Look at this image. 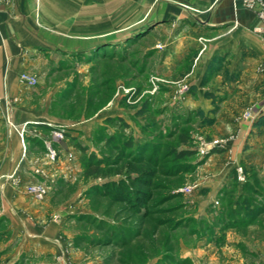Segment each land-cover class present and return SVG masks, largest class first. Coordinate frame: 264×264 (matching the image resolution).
<instances>
[{
    "label": "crops",
    "instance_id": "crops-1",
    "mask_svg": "<svg viewBox=\"0 0 264 264\" xmlns=\"http://www.w3.org/2000/svg\"><path fill=\"white\" fill-rule=\"evenodd\" d=\"M258 13L232 0H0V264H106L91 256L99 246L79 240L93 229L78 218L109 220L90 208L87 192L103 181L84 178L81 159L100 158L104 143L93 133L108 129L109 118L126 122L134 141L149 139L141 131L147 115L140 114L147 96L159 110L148 116L163 131L175 115L186 120L178 127L189 129L196 151L198 137L226 140L206 157L197 153L185 175L193 187L181 192L185 216L208 226L197 241L178 237L171 256L186 264H264V210L236 221L224 206L230 195L232 206L244 197L264 204V23ZM125 47L134 71L126 83H138L134 93L117 92L85 120L68 118L61 111L69 86L62 75ZM23 73L37 79L36 87L19 82ZM152 79L157 89L149 94ZM182 80L188 93L172 105L174 83ZM248 109L256 115L250 122L243 119ZM60 129L65 146L53 148L75 158L50 163L45 142ZM38 183L48 187L41 201L26 192ZM216 217L224 221L213 225ZM162 259L151 255L143 264Z\"/></svg>",
    "mask_w": 264,
    "mask_h": 264
},
{
    "label": "trees",
    "instance_id": "trees-1",
    "mask_svg": "<svg viewBox=\"0 0 264 264\" xmlns=\"http://www.w3.org/2000/svg\"><path fill=\"white\" fill-rule=\"evenodd\" d=\"M124 52V53H123ZM123 54L120 60H126V47L123 49ZM113 52L110 54H103L101 56H94L98 59H114ZM111 90V89H110ZM108 90V91H110ZM138 93L141 89H137ZM91 93V95H102L100 93ZM107 94V93H106ZM109 93L106 95L109 99ZM147 96L144 98L140 114L147 115V123L141 127V131L145 136L150 137L146 141L136 142L131 136H128L120 129L126 128L127 125L120 118H109L106 120L108 127L117 128L118 131L108 135L104 142V147L101 149L100 158L95 155L83 156V176L84 178H104L106 179V171L119 166L122 161L127 162L126 165V185L124 181L113 182L111 180L103 182L101 185L95 186L88 190L87 194L95 199L109 198L111 202H125L135 211L138 215L140 228L130 229L131 227H125L123 223H115L117 218L108 220L99 219L92 216H81L77 221L84 222L85 226H90L93 229V235L82 234L79 240L88 242L90 245L99 247L113 246L116 249L126 248L132 250V253L126 255V261L122 259L119 254L117 260L118 264H143L149 257L148 250L152 252L151 255H159L162 253L163 259L160 264H186V260H175L171 256L170 252L174 250V244H176L178 237H186V235H195L197 240L204 236L206 225L203 220L197 222L191 217H186V205L183 202V194L174 187H169L160 181V177L165 179L177 180L181 179L187 173L191 172L195 164L193 161L197 156V151L194 148L193 139L189 133V129L185 128L187 125L186 120L178 116L172 117V125L165 129V132L160 128L154 119L148 115L152 114V102ZM176 107V106H175ZM159 110H156L157 112ZM178 120H182L181 124L184 127H178ZM106 128H102L99 133H102ZM98 135L96 138L99 141ZM78 146V145H77ZM80 150L84 148L78 146ZM105 148H109L115 152V155L107 153ZM142 166L145 168H142ZM123 169V167H120ZM153 179L155 181H153ZM158 181V182H157ZM162 186L166 187V191L161 198V202L166 204L175 202L176 204L167 205L165 209L159 207L156 214H168V217H154L155 210H148L147 205H150L153 194L150 190L156 188L162 189ZM174 189V190H173ZM156 191V190H155ZM231 195L226 199L224 206L226 210L231 214V220L245 221L241 215L244 214H258L264 210V204H256L255 200L251 198H240L232 206ZM255 203V204H254ZM159 206V205H158ZM105 216V214L102 213ZM236 217V218H235ZM235 218V219H234ZM224 219L216 217L213 225L221 223ZM144 222H148V228L152 230H145ZM233 221L232 223H234ZM205 224V226H204ZM166 228L165 237L163 241L156 242L151 238L149 233L154 232L157 228ZM87 231V230H86ZM183 231V236H178L177 233ZM126 233V239L124 236ZM105 238H103V236ZM122 235V239H121ZM118 236V237H116ZM120 238V239H119ZM141 239V241H138ZM160 244V247L155 246ZM148 245V247H147ZM120 250V249H119ZM109 259V260H108ZM106 264H111L112 258H108ZM117 264V263H116Z\"/></svg>",
    "mask_w": 264,
    "mask_h": 264
},
{
    "label": "rangeland",
    "instance_id": "rangeland-1",
    "mask_svg": "<svg viewBox=\"0 0 264 264\" xmlns=\"http://www.w3.org/2000/svg\"><path fill=\"white\" fill-rule=\"evenodd\" d=\"M114 55L116 56L112 60L106 58L91 59L90 62L88 63V68L80 64L81 66H78L79 72H75L73 68L74 66L72 65V68H70V70L67 71L68 73L65 74L66 76L62 75L63 78L66 77L65 80L67 83H69V86L67 89V93H68V97L66 99L67 102L64 106H62L63 108L61 111L64 110L68 118H73V119L84 118L85 120L87 118H90L95 112L101 110L103 106L107 104L111 96H113L117 92L125 93V94L127 93L129 95L134 93L135 88H133V86L137 85L138 83L136 84L126 83V77L133 75L134 71H132L131 68L129 69L130 66L126 64V60H120L122 59L121 57H123L122 56L123 54L117 53ZM133 81L134 80H132L131 82ZM156 84L157 82L155 83V85ZM95 91H98L96 93H100V94L103 93V94L99 96L91 95V93H95ZM147 92L149 94H152L154 92L153 86L151 90ZM106 93L107 94L109 93L110 95L108 100L106 98L107 95ZM101 129L102 128L97 129V131H95L93 134L94 137L98 135H102L99 136V142H103V143L105 142V139L108 135H111L113 132L118 131L117 128L109 127L104 132L99 133ZM120 129L124 131V133L126 134V128L120 127ZM104 150L107 151V153L115 155V152L111 151L109 148H105ZM126 165L127 162L125 160L122 161L119 164V166L107 170L105 172L106 173L105 176H107L106 179L111 180L115 183L117 182V184H119L120 181H122V183L124 181V184L126 185V176H125ZM120 167H123V169H121ZM142 168H145V166L144 167L142 166ZM186 177L187 176H183L181 179H177V180H171L169 178L165 179L163 177L162 178L160 177V181L164 182V184L166 183V185H168L169 187L170 186L174 187L176 188L175 190L180 191L188 184L186 181L187 180ZM108 180H104V178L101 179V181L103 182ZM153 181L155 180L153 179ZM155 190L154 189L150 190L153 196L150 201V205L146 206L148 210L154 211L155 209H159V207H163L165 209L166 207H168L167 205H170L172 203L173 204L178 203V200L169 204H166L165 202L164 203L161 202L162 201L161 198L163 197V194L166 191V187L162 186V189L156 188ZM185 196L186 195H184L183 197ZM88 203L91 206L90 208L95 212L105 214V216L100 215V217L103 216L105 219L117 218L115 223H120V224L123 223L125 227L127 228L131 227L130 229L133 228L136 229V227L140 228L139 221L141 219L138 218V215L134 213L135 211H133V209H131L130 207L128 208V204H126L125 202H121V203L111 202V199L109 198H101V199L90 198ZM155 211L156 212H153L154 217L164 218L169 216L168 214H163L162 216L160 214L158 215L156 214L157 210ZM108 221L112 222V220H108ZM144 223H146L144 228L145 230H147L148 222H144ZM148 229L152 230V228H148ZM165 230H166L165 227L157 228L154 232L149 233V235L156 242L161 241L162 243L163 238L165 237L164 234L166 232ZM183 233H184L183 231H179V236H183L184 235ZM124 236H125L124 239H126V233H124ZM103 238H105V236H103ZM121 239H122V235H121ZM195 240L197 241L196 236H195ZM138 241H141V239H139ZM155 246L160 247V244H156ZM96 248L97 249L91 251L92 254L91 256L96 257L98 259H102L104 261H108L109 260L108 258H110L111 256L112 258L111 264H116V263L118 264L117 260L119 258V254L121 255L122 259L126 261V255L129 256V254L132 253V250L130 249L119 248L120 249L119 250L113 246L96 247ZM147 252L149 256H151L152 252H150L149 250ZM195 252L196 255L197 254L199 255V259L202 260L204 257L203 251L196 250Z\"/></svg>",
    "mask_w": 264,
    "mask_h": 264
},
{
    "label": "built area",
    "instance_id": "built-area-1",
    "mask_svg": "<svg viewBox=\"0 0 264 264\" xmlns=\"http://www.w3.org/2000/svg\"><path fill=\"white\" fill-rule=\"evenodd\" d=\"M235 4H242L247 9L250 10H257L258 9V15L260 19L264 23V0H232ZM262 45L264 47V36L262 38ZM264 64L259 67L260 71H263ZM19 82L28 86V87H36L37 85V79L31 75L28 74H21L19 76ZM157 81L151 80V83L153 85V91L157 89V86L155 83ZM189 87L188 84L182 81H177L174 83V89L172 90L170 100L172 105H176L178 103H181L184 101L187 93H188ZM255 114L251 109L246 110L243 113V119L247 121H252L255 119ZM64 139V131L63 129L60 130H54L51 133L50 139L45 142V147L47 150V159L50 163H58V162H70L73 161L75 158V155L72 152H64L60 153L56 151L53 148V144L62 141ZM198 145H197V153L201 157H206L209 153L214 151L215 149H221L225 146L226 140L225 139H212V140H204L201 137L197 138ZM39 173V171H37ZM243 179L242 177L240 178ZM193 190L192 186H186L183 189L180 190V192L184 194H189ZM26 192L34 197L37 201H41L48 192V187L43 183L33 184L26 187Z\"/></svg>",
    "mask_w": 264,
    "mask_h": 264
},
{
    "label": "water",
    "instance_id": "water-1",
    "mask_svg": "<svg viewBox=\"0 0 264 264\" xmlns=\"http://www.w3.org/2000/svg\"><path fill=\"white\" fill-rule=\"evenodd\" d=\"M58 144H60L61 146H65L63 141L58 142Z\"/></svg>",
    "mask_w": 264,
    "mask_h": 264
}]
</instances>
